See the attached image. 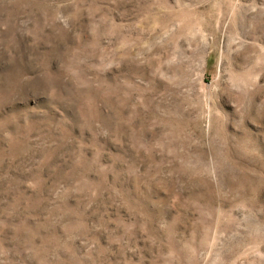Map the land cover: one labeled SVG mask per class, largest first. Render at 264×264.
<instances>
[{
  "label": "rangeland",
  "instance_id": "rangeland-1",
  "mask_svg": "<svg viewBox=\"0 0 264 264\" xmlns=\"http://www.w3.org/2000/svg\"><path fill=\"white\" fill-rule=\"evenodd\" d=\"M0 264H264V0H0Z\"/></svg>",
  "mask_w": 264,
  "mask_h": 264
}]
</instances>
